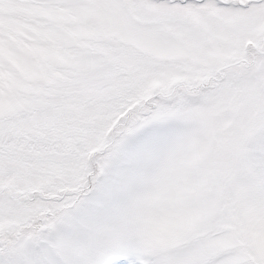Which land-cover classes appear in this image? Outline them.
Instances as JSON below:
<instances>
[{"label":"snow or ice","instance_id":"1","mask_svg":"<svg viewBox=\"0 0 264 264\" xmlns=\"http://www.w3.org/2000/svg\"><path fill=\"white\" fill-rule=\"evenodd\" d=\"M0 264H264V0H0Z\"/></svg>","mask_w":264,"mask_h":264}]
</instances>
